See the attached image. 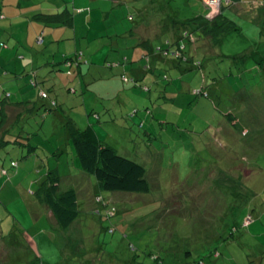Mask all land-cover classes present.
Listing matches in <instances>:
<instances>
[{"label": "rangeland", "instance_id": "obj_1", "mask_svg": "<svg viewBox=\"0 0 264 264\" xmlns=\"http://www.w3.org/2000/svg\"><path fill=\"white\" fill-rule=\"evenodd\" d=\"M3 1L10 0H0V92L5 87L13 94L12 100L21 96L37 99L38 91L28 90L27 80L21 74L28 66L36 67L50 57L61 61L58 51L67 49L73 53L78 44L98 61L93 60L91 76L101 78L89 85L98 97L93 93L85 106L75 103L68 110L67 105L66 114L77 126L86 128L94 120L92 112L96 111L101 120L94 124L97 138L144 165L151 191L125 193L101 189L96 178L81 167L73 139L63 127L65 120H56L51 115L45 121L44 134L40 135L45 145L36 148L34 154L24 156L27 148L20 146L0 151V264H196L200 253L206 256L205 264L211 261L264 264V85L253 88L254 95L247 93V96L245 89H241L242 75L238 69H233L238 78L232 74L225 78V61L217 60L218 56L205 60L207 83L197 68L179 76L173 71L176 77L173 75L172 79L164 76L162 70H156L163 89L149 92L118 77L122 73L133 77L131 53L142 32L146 34L152 29L142 28L146 22L136 26L133 37H114L119 40L121 50L131 51L128 58L124 53L111 51L107 41L110 39L106 38L93 41L103 43L104 49L94 50L95 53L87 51L90 44L84 36L88 22L79 20L78 41L65 33L69 28H61L55 38L61 37V33L67 38L59 42L57 50L56 44L48 43L50 38L44 46L35 41L29 44L28 28L14 25L22 18H12ZM209 2L215 8L212 16L217 15L222 0L220 6L219 0ZM44 3L35 0L30 5L39 7ZM99 3L105 7H99ZM111 3L112 0H94L91 8L109 10ZM170 5L178 9L176 14L182 18L194 11L206 12L197 0H170ZM130 6L135 10V21H139L137 8L142 4L134 2ZM232 8L235 11L236 5ZM34 13L30 12L25 22ZM150 19L148 12L147 21ZM152 27L156 33V25ZM96 32L92 30L91 34ZM232 33L227 36L226 52L233 53L234 48L245 51L250 47L248 44L245 48L246 43L257 41L248 35V29L243 35ZM169 35L173 37L174 32ZM150 40L162 43L157 37ZM1 42L6 44L5 48ZM211 46L210 39H195L191 47L199 54H214ZM17 52L24 53V58ZM53 53L56 54L52 56ZM118 59L123 64L110 66ZM160 61L161 58L156 64ZM251 62L247 66L254 60ZM54 72V81L59 80L62 86L66 82L65 72L57 69ZM151 78L145 76L141 83L151 85ZM243 80L248 88L246 76ZM204 83L209 96L197 93ZM75 98L71 94L68 99ZM229 112H235L246 128L237 131L230 126L226 117ZM12 160L19 166L11 167ZM53 168H58L62 175V187H74L78 193V217L67 229L58 225L50 209L35 195ZM251 212L256 216L254 223L246 217ZM244 218V225L250 226L244 227ZM232 226L237 227L233 232L235 240L229 235ZM214 241L219 254L211 257L206 252L208 244ZM154 255L160 260H154Z\"/></svg>", "mask_w": 264, "mask_h": 264}, {"label": "trees", "instance_id": "obj_2", "mask_svg": "<svg viewBox=\"0 0 264 264\" xmlns=\"http://www.w3.org/2000/svg\"><path fill=\"white\" fill-rule=\"evenodd\" d=\"M91 1L94 0H86L87 5L84 8L75 10L70 9L67 3L59 6L52 1H45L43 6L46 7V10H39L40 12L29 16L28 20L38 25L39 31L37 35L29 38L28 43L31 44L35 41L44 46L48 38H50L48 43L50 45L56 44L57 50H59V42L67 38V36L55 38L56 34L59 35L60 29L69 28L68 33H71L72 40L78 41V34L76 32L77 20L82 23L87 21L89 29L84 36L90 44L87 51L95 53L94 50L104 49L103 43L99 45L93 41L99 38H106L110 39L107 41L110 43L111 51H115L120 55L124 53L128 58V52L131 51L121 50L119 40H115L114 37L120 38L124 35L133 37L132 33L136 26L140 25L141 22H146V26L142 28L151 27L152 29L146 34L143 31V36L138 37L140 41L136 44L134 52L132 51L131 53L133 59L131 63L134 64L133 66L130 65L133 77L129 78L125 73L118 76L124 83H131L135 87L140 86L149 92L154 89L160 91L163 89L160 87L162 80L157 77L158 73L156 70H162L164 76L173 78V75L176 77L173 71L178 73L177 75L179 76L193 68L202 71L207 83L205 71L208 68H205L207 64H205V60L210 57L219 56L220 59L217 60L221 62L225 61V78H228L231 74L236 76L233 73V69H238V73L242 75V84L240 86L241 89H245L247 96L248 94L254 95L255 91L252 90L253 88L257 89L258 86L264 85V0H227V2L222 0L220 12L214 16L211 13L213 8L206 0H197L200 1V5L204 7L206 12L203 13L202 10L194 11L195 13L185 18L176 14L178 9L174 10L175 8L170 5V0H112L109 10L91 8ZM134 2L139 5L142 4L141 8H137L140 16L139 21H135L136 14H133L135 10L130 8L131 3ZM144 3L148 4L145 5ZM101 4H98L99 7H105ZM235 5L236 10L233 11L232 7ZM148 12H151V19L149 21H147ZM77 13L81 14V17L77 18L75 16ZM152 20L154 21L152 25L155 24L158 30L156 33H153L155 31L150 24ZM246 29H248V35H251L252 39L257 40L255 41L256 43H246L245 48L248 44H250V47L245 51L234 48L233 53L226 52L227 36L232 35V32L243 35ZM92 30L97 32L91 34ZM144 30L146 31V28ZM171 31L174 32L173 37L169 35ZM154 34L155 36H152ZM254 34L259 35V37ZM155 37L159 38L163 44H156L150 40V38ZM195 39H210L212 43L211 50L214 54H205V52L199 54L197 50L195 52L192 51V41ZM107 41L103 40L102 42ZM17 44L21 46L20 43L17 42ZM1 45L4 47L6 44L1 42ZM78 47L77 44L73 53H70L72 51L69 50L58 51L61 54V61L59 62L53 61L54 58L50 57L43 64H39L36 67L33 64L24 70L21 78L27 80L25 85L28 90L34 88L35 92L36 90L38 91L37 99H31V97L22 98L21 96L12 100L13 94L5 87L2 88L0 92V151L5 150L9 146H20L27 148L24 156L34 154L33 152L36 148L45 145V141L40 140V135L45 132L46 119L53 115V118H56V120L58 118L61 121L65 120L66 126H62L68 130L70 138L73 139L81 167L96 178L98 186L101 189L111 192L148 193L151 191V186L144 165L120 154L116 148L97 138L94 124L101 123V120L96 111L92 112L93 121H91V117L88 115V121L91 122L86 128L77 126L75 120L66 114L67 110L65 107L67 105L68 110L72 109L75 103H82L85 106L86 100L88 101L93 98V93L98 97L95 90L89 88L91 83L101 78V76H91L94 57L87 55L85 50ZM219 47H221L220 50ZM139 52H142V55ZM55 54L53 53L52 56ZM18 55H22V58H24V53H19ZM159 58H161L160 64H156ZM229 59L233 62H230ZM251 60H254L253 64L247 66L246 63H252ZM114 64L119 66L123 64V61L113 62L110 66H114ZM55 69L64 71L66 74L64 78L66 82L62 86L59 80L55 79L54 81L56 77ZM244 72L246 75H243ZM239 74L236 78L239 77ZM114 75L117 76L116 73ZM148 75L152 77V84L141 83V80ZM243 76H246V82L249 84L248 88L243 80ZM89 77H92L90 78L91 80H88ZM206 85L205 83L203 84L201 90L197 92L198 95L209 96ZM221 90H224L223 85L221 86ZM108 93L110 94V91ZM71 94L77 96L74 101L68 99ZM101 96L105 98L103 95ZM11 110H25V112L22 111L17 117L18 121L20 119L17 128L16 126H12L17 118L14 117L15 120H10L9 118ZM226 117L228 124L237 131H242L246 128L235 112H229ZM246 126L249 128V123ZM252 126L255 127V125ZM223 134L225 136V133ZM14 166L18 167L19 163L12 160L11 167ZM3 171L5 174L7 173L2 167ZM35 195L40 202L50 209V213L61 228L67 229L77 219L79 213L77 210V190L74 187H62V175L58 168H53L47 173L44 181L35 191ZM248 216L252 217L254 223L256 220L255 214L251 212L246 217ZM219 225H216V231ZM248 226L250 225H244V227ZM235 229H237L236 226H232V229L230 228V239L235 240L233 233L236 232ZM218 241L220 240L217 239ZM214 242L208 244V253L206 252L211 257L218 256L219 254L217 246H215L216 241ZM226 243H229V239ZM188 253L191 254V251ZM263 255L264 251H262ZM204 258L206 256L200 253L196 264H205ZM154 260H160L159 256L154 255ZM209 264H213L212 261Z\"/></svg>", "mask_w": 264, "mask_h": 264}, {"label": "crops", "instance_id": "obj_3", "mask_svg": "<svg viewBox=\"0 0 264 264\" xmlns=\"http://www.w3.org/2000/svg\"><path fill=\"white\" fill-rule=\"evenodd\" d=\"M22 0H10V2H4L5 6H7L6 8H8V10H10V15L15 18H19L21 17L22 20L20 19L18 24H14L16 27L18 28H22L24 26H26L28 28V31H27V34H26V40H28L30 37H33L35 35H37V32L39 31L38 29V25L30 22V20H28L27 22H25V19H27V15L34 11V12H38L39 10H46V7L41 5L39 7H32L30 5V3H35V0H27L29 1L28 3L26 4H23L21 2ZM47 2L50 1V0H46ZM43 2H45V0H43ZM56 4H58L59 6L67 3V6L70 8V9H82L84 8L87 3H86V0H73V2L71 0H56ZM72 4V5H71ZM57 5V6H58ZM75 16L77 18L81 17V14H75ZM3 17H6V15L4 14ZM28 19H29V16H28ZM24 25V26H23ZM61 31V29H60ZM67 32H65L66 34L68 33V30H66ZM77 32V30H76ZM62 36H64L65 34L64 33H61ZM71 34V33H70ZM78 34V33H77ZM23 38V37H22ZM20 38L22 41L24 40V38L22 39ZM18 43H20V40L18 39ZM64 50H67V49H64ZM23 110H11V114L9 115L10 117V120H15V118L18 117V115L21 114ZM25 112V110L23 111ZM15 117V118H14ZM20 123V119L18 121V118L15 120V122L13 123L14 125H12L13 127L16 126L17 128V125Z\"/></svg>", "mask_w": 264, "mask_h": 264}, {"label": "built area", "instance_id": "obj_4", "mask_svg": "<svg viewBox=\"0 0 264 264\" xmlns=\"http://www.w3.org/2000/svg\"><path fill=\"white\" fill-rule=\"evenodd\" d=\"M207 1V3H209V5L212 7V8H214L213 6H212V4L209 2V0H206ZM219 6H220V0H219ZM215 9V8H214ZM248 217H250V218H252L251 216H248ZM253 220V219H252Z\"/></svg>", "mask_w": 264, "mask_h": 264}]
</instances>
